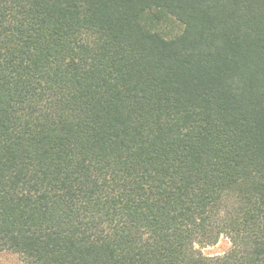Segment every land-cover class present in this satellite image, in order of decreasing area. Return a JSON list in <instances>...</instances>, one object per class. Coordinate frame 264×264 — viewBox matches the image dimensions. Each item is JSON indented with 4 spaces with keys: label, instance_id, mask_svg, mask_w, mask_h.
<instances>
[{
    "label": "trees",
    "instance_id": "obj_1",
    "mask_svg": "<svg viewBox=\"0 0 264 264\" xmlns=\"http://www.w3.org/2000/svg\"><path fill=\"white\" fill-rule=\"evenodd\" d=\"M0 252L264 264V0H0Z\"/></svg>",
    "mask_w": 264,
    "mask_h": 264
},
{
    "label": "rangeland",
    "instance_id": "obj_2",
    "mask_svg": "<svg viewBox=\"0 0 264 264\" xmlns=\"http://www.w3.org/2000/svg\"><path fill=\"white\" fill-rule=\"evenodd\" d=\"M171 31L179 32L180 27L175 24V26H171ZM232 248V243L230 239L226 236H222L219 242L213 246H201L197 245L196 249L200 251L203 255L207 257H217L223 256L228 253ZM0 264H23L20 257L18 255L12 254L10 252H0Z\"/></svg>",
    "mask_w": 264,
    "mask_h": 264
}]
</instances>
